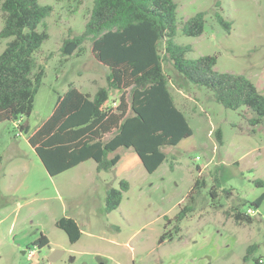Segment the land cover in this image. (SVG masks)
<instances>
[{
	"label": "rangeland",
	"instance_id": "1",
	"mask_svg": "<svg viewBox=\"0 0 264 264\" xmlns=\"http://www.w3.org/2000/svg\"><path fill=\"white\" fill-rule=\"evenodd\" d=\"M39 1L52 11L39 27L48 37L35 53L44 76L30 115L23 117L30 129L51 113L57 95L69 84L92 94L105 84L107 73L93 57L88 39L71 55L60 50L65 38L83 32L93 0ZM175 2L174 41L192 45L190 57L215 54L217 71L243 74L264 94V0ZM199 11L205 14L203 33L183 35L181 20ZM217 12L231 22L229 30L216 20ZM8 40L0 38V52ZM164 70L193 134L164 147L166 158L152 173L141 163L120 175L115 169L98 171L88 159L51 176L26 134L14 122L0 121V264H264V184H255L264 181V118L251 126L246 107L225 108L210 90L192 85L170 64ZM197 177L205 184L176 232L175 223L166 224L164 216L173 218L185 205ZM121 179L128 180L129 188L118 207L106 212V190L118 187ZM260 195V205L253 206ZM232 206L244 214L249 207L256 209L251 222L236 221ZM61 217L76 221L80 237L75 242L55 225ZM168 230L171 238L159 243ZM40 234L48 239L41 247L35 243ZM250 245L254 247L245 260ZM28 249L35 250L30 260L23 253ZM56 251L57 259L49 261Z\"/></svg>",
	"mask_w": 264,
	"mask_h": 264
},
{
	"label": "trees",
	"instance_id": "2",
	"mask_svg": "<svg viewBox=\"0 0 264 264\" xmlns=\"http://www.w3.org/2000/svg\"><path fill=\"white\" fill-rule=\"evenodd\" d=\"M3 25L0 38L6 39L0 52V121L14 122L34 149L49 175L54 176L88 159L94 160L98 171H109L121 157L119 149H132L143 168L152 173L165 160L166 146H175L193 134L186 113L178 107L169 87L164 64L196 87L211 91L214 100L225 108L241 107L251 112V126L264 118V94L243 74L215 69L217 56L204 54L190 57V44L174 41L177 34V3L175 0H93L81 34L63 40L60 50L71 55L90 40L93 57L107 68L105 84L94 93L72 84L57 95L51 113L33 129L23 117L30 115L36 93L44 76L37 68L35 53L48 37L39 29L51 11L50 4L39 0H2ZM204 12L199 11L181 20L180 32L199 36L204 31ZM216 20L227 30L231 22L220 13ZM116 98H113V95ZM221 141V130H216ZM205 180L197 177L186 195L185 205L173 216H164L165 223L181 221L194 210L199 189ZM262 185L264 181L255 180ZM129 188L127 179L118 187L106 190L104 211L118 207L122 194ZM215 190V189H214ZM213 194L214 191H213ZM263 195L251 204L258 207ZM236 221L251 222V216L232 206ZM55 225L70 242L80 237V229L72 217H61ZM170 231L158 239L163 242ZM35 243H48L40 234ZM253 245L248 246L247 260ZM254 263L258 259L254 258Z\"/></svg>",
	"mask_w": 264,
	"mask_h": 264
},
{
	"label": "crops",
	"instance_id": "3",
	"mask_svg": "<svg viewBox=\"0 0 264 264\" xmlns=\"http://www.w3.org/2000/svg\"><path fill=\"white\" fill-rule=\"evenodd\" d=\"M128 150L131 151L132 149ZM136 155L137 154L135 152H128L126 155L121 153L119 161L110 170L115 169L119 175L124 174L125 172H129L130 170H132L134 164L141 163L139 157Z\"/></svg>",
	"mask_w": 264,
	"mask_h": 264
},
{
	"label": "built area",
	"instance_id": "4",
	"mask_svg": "<svg viewBox=\"0 0 264 264\" xmlns=\"http://www.w3.org/2000/svg\"><path fill=\"white\" fill-rule=\"evenodd\" d=\"M256 212V209H253V208H248L247 209V214L248 215H252V214H254ZM24 253V255L26 256V258L27 259H32V257L34 256V254H35V250H33V249H28V250H26V251H24L23 252Z\"/></svg>",
	"mask_w": 264,
	"mask_h": 264
},
{
	"label": "water",
	"instance_id": "5",
	"mask_svg": "<svg viewBox=\"0 0 264 264\" xmlns=\"http://www.w3.org/2000/svg\"><path fill=\"white\" fill-rule=\"evenodd\" d=\"M58 251L54 252L50 257H49V261H53L55 259H57L58 257Z\"/></svg>",
	"mask_w": 264,
	"mask_h": 264
}]
</instances>
